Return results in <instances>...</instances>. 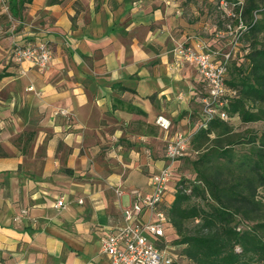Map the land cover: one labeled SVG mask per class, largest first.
Here are the masks:
<instances>
[{
  "label": "crops",
  "instance_id": "obj_1",
  "mask_svg": "<svg viewBox=\"0 0 264 264\" xmlns=\"http://www.w3.org/2000/svg\"><path fill=\"white\" fill-rule=\"evenodd\" d=\"M215 2L25 5L20 30L0 39V264H106L101 239L166 166L163 203L173 201L182 160L165 148L195 128L206 90L173 49L186 36L212 42ZM25 41L47 43L45 69L13 62L10 48ZM115 98L142 113L113 108ZM59 108L69 115H54Z\"/></svg>",
  "mask_w": 264,
  "mask_h": 264
},
{
  "label": "trees",
  "instance_id": "obj_2",
  "mask_svg": "<svg viewBox=\"0 0 264 264\" xmlns=\"http://www.w3.org/2000/svg\"><path fill=\"white\" fill-rule=\"evenodd\" d=\"M31 1L7 0L11 16L20 19L25 5ZM220 1L213 4V11L214 7L222 10ZM231 9L234 15L226 20L233 19V23L212 31L213 40L208 44L218 52L230 47L234 50L226 86L236 94L223 96L226 104L221 107L228 118L213 117L204 124L202 103L195 128L187 135L186 154L179 158L196 157L192 161L195 178H177L173 201L161 205L168 218L165 231L174 235H164L156 246L169 247L176 256L174 264H264V198L258 197L261 188L264 189V131L257 139L248 140L251 143L248 151L233 164L215 162L218 155H227L230 144L235 142L230 139L233 119L248 123L264 118V45L244 42L246 34L262 35L264 39V0H245ZM239 23L243 28L238 30V37L215 36L217 31H226L228 25L236 28ZM5 75L0 72V78ZM207 95L205 90L202 99ZM113 108L142 113L116 98ZM245 221L253 224L248 229L241 228ZM174 246L181 247L179 252Z\"/></svg>",
  "mask_w": 264,
  "mask_h": 264
},
{
  "label": "built area",
  "instance_id": "obj_3",
  "mask_svg": "<svg viewBox=\"0 0 264 264\" xmlns=\"http://www.w3.org/2000/svg\"><path fill=\"white\" fill-rule=\"evenodd\" d=\"M4 1V0H1ZM226 0H221L219 7L227 16H233L232 5ZM228 25L226 31H217L215 36L224 38L226 35L238 37V30ZM190 37L178 41L174 52L178 55L179 65L193 66L205 84L207 97L203 101L204 124L213 117L227 120V114L222 110L226 101L223 96L235 95L234 90L226 86V75L234 50L230 47L227 51L218 52L211 50L205 40L195 43L190 42ZM230 43V45L232 46ZM13 62L21 64L24 61L32 63L39 70L45 69L52 53L45 41H25L14 44L10 48ZM54 115L68 116L67 109L59 108L53 111ZM187 151V135L176 131L171 136L165 148V156L170 160L183 157ZM171 180V169L163 167L150 177V190L147 193H137L131 205L122 210L124 225L118 227L108 236L101 239L102 252L107 256L106 264H174L176 256L167 247L159 248L156 242L165 235V225L168 218L161 205L168 191ZM64 200L60 198L57 206H63ZM149 213L147 220L141 217ZM35 264V263H30Z\"/></svg>",
  "mask_w": 264,
  "mask_h": 264
},
{
  "label": "rangeland",
  "instance_id": "obj_4",
  "mask_svg": "<svg viewBox=\"0 0 264 264\" xmlns=\"http://www.w3.org/2000/svg\"><path fill=\"white\" fill-rule=\"evenodd\" d=\"M234 1H240L239 4H236V6H239L241 4H244L245 0H234ZM5 6L1 2L0 3V39L3 36H6L10 32H18L20 28L22 27L21 22L19 21V18H14L11 16L7 0H5ZM213 20L217 27L222 29L226 23L232 21L229 19L226 20L227 15L223 10H220L218 8L214 7L213 11ZM258 17H261V15H257ZM233 23V21H232ZM244 42L245 43H253L255 42L256 45H264V39L262 41V35H250L246 34L244 36ZM263 43V44H262ZM232 124L234 126V132L231 135L230 139L234 140L232 144H230V150L227 155L224 156H217V159H215L216 163L222 164V165H231L234 161L239 158V156L243 153H246L251 145L248 140H250L252 137H255L256 139L263 133L264 131V118L248 123H243L239 119L235 118L232 120ZM194 130V129H193ZM192 130V131H193ZM196 157H186L182 159L181 164L177 167L180 171L178 179H189L192 180L195 178V172L192 168V161ZM258 197L264 198V189L261 188L260 192L258 193ZM253 223L245 221L240 227L244 229H248L251 227ZM165 235L167 236H173L174 234L171 233V231L165 232ZM169 249V247L167 248ZM174 249L176 252H179L181 249L180 246H174ZM236 250H239V246H236Z\"/></svg>",
  "mask_w": 264,
  "mask_h": 264
}]
</instances>
